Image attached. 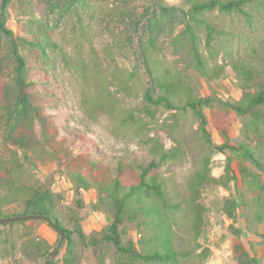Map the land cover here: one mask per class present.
<instances>
[{"label":"trees","instance_id":"trees-1","mask_svg":"<svg viewBox=\"0 0 264 264\" xmlns=\"http://www.w3.org/2000/svg\"><path fill=\"white\" fill-rule=\"evenodd\" d=\"M92 1L6 0L2 6L0 206L21 201L22 211L10 215L51 216L66 231L67 247L50 264H79L74 231L60 221L55 193L29 180L28 162L38 166L41 160H51L78 190H96L93 210L113 213L101 237L89 238L81 224L75 229L84 244L111 243L116 249L112 264H205L212 250L201 241L208 212L201 200L203 188L214 184L228 189L237 180L232 156H227L222 174H213L216 150L240 152L257 167L258 172L248 177L257 190L256 220L264 224V0H183L179 6L153 0L140 17L125 9L134 28L144 22L145 30L130 67L106 63L96 48L88 54L83 49L70 54L56 38L50 15L74 10L83 15L95 7ZM9 8L15 12L17 30L7 26ZM178 11L187 21L172 45L185 37L192 66L209 81L221 78L230 67L241 88L235 100L200 95L177 58L161 47L159 38L169 24L174 25ZM214 12L227 19L218 22ZM106 13L112 42L103 53L129 57L132 31L115 25L119 14L114 7ZM59 58L76 78L85 116L94 120L106 115L114 134L124 139L123 151L114 158H95L92 142L68 124V113L61 106L66 92ZM121 94L135 97L140 104L126 103ZM216 106L243 117L242 139L215 141L207 109ZM189 120L195 137L190 142L184 130ZM162 134L171 140V147ZM190 150L193 168L178 189L166 169ZM238 208L234 196L225 200L233 255L238 264H261L264 252L261 257L252 254L244 243V231L237 225ZM130 224L135 225L138 238L128 235ZM25 237V254L40 259L49 254L38 236Z\"/></svg>","mask_w":264,"mask_h":264},{"label":"rangeland","instance_id":"rangeland-1","mask_svg":"<svg viewBox=\"0 0 264 264\" xmlns=\"http://www.w3.org/2000/svg\"><path fill=\"white\" fill-rule=\"evenodd\" d=\"M170 4L181 5L183 0H167ZM95 7L92 11L81 15L78 10L52 13L49 17L55 29V36L64 50L75 54L78 49H83L88 54L92 48L101 51L106 63L120 67H130L133 59L138 56L139 46L145 37L144 22L135 29L131 19L123 12L127 9L135 11L138 17L143 16L149 6L152 7L153 0H93ZM114 7L119 16L115 25L119 29L132 31L133 43L130 45V56L105 55L103 49L112 42L108 27L110 26L107 8ZM123 13H122V12ZM212 17L223 23L227 19L223 14L214 12ZM187 21L184 13L178 11L174 25L169 24L161 34L159 41L168 56L177 58L178 63L185 69L197 91L202 96H218L222 99L235 100L241 93L233 70L229 67L226 73L219 79L209 81L201 76L192 66L189 55V45L182 38V42L172 45L175 36L182 32ZM146 22V21H145ZM7 26L13 30L18 29V22L13 9L9 8L6 15ZM58 71L62 86L66 92L62 101V108L67 111L68 124L92 142L95 147L94 157H113L121 153L125 147L123 138L114 134L110 121L104 114L97 119H89L83 113L80 105V93L76 78L66 69V62L59 58ZM144 72V71H143ZM146 82H150L147 75L143 76ZM128 104L138 105L140 100L133 96L121 94ZM209 117V128L217 143L227 140H240L244 136V119L235 113H226L222 107L207 109ZM187 138L193 141L194 126L189 120L184 126ZM167 147L172 146L171 140L162 134ZM227 156H232L233 165L236 169L237 180L233 181L229 188L219 185L208 184L203 188L201 200L207 206L206 225L201 241L211 248L212 253L205 264H238L232 250V233L230 231L231 220L224 212V203L228 197L234 196L239 200L238 222L243 231V240L252 254L262 256L264 252V224L258 223L255 217L257 190L251 183L248 175L250 172H258L257 167L246 160L240 152L227 150L225 153L216 150L212 154V172L220 175L224 171ZM194 154L190 150L186 158L178 160L169 165L166 174L173 179L178 189L183 184L193 168ZM38 166L28 162L29 180L31 182L47 186L52 189L57 198V213L60 221L74 231L75 247L79 255V264H112L115 260L116 249L111 243H100L97 246L84 244L75 232L78 224L89 238L101 237L104 230L111 222L113 213L111 211H95L92 203L96 200L95 189H77L65 173H61L57 164L51 160H41ZM24 203L21 201L6 203L0 206L3 216H11L12 213L21 212ZM21 215V214H16ZM128 235L138 238L134 224L128 226ZM38 236L43 241V250L52 251L60 240V234L45 220H30L26 224H15L14 226L0 225V264H45V258L30 257L22 250V243L26 235ZM67 247V240L62 246L59 256ZM59 261L57 264H60ZM261 264H264V258Z\"/></svg>","mask_w":264,"mask_h":264},{"label":"water","instance_id":"water-1","mask_svg":"<svg viewBox=\"0 0 264 264\" xmlns=\"http://www.w3.org/2000/svg\"><path fill=\"white\" fill-rule=\"evenodd\" d=\"M6 0H1L0 2V15L2 13V6L5 3ZM34 219H40V220H45L48 222L59 234H60V240L57 244V246L49 252V254L45 257V264H50L51 260L56 258L62 246L64 245L65 241L67 240V233L66 231L59 226L56 221L48 215L45 214H21V215H11V216H0V224L2 223H10V222H15V221H22V220H34Z\"/></svg>","mask_w":264,"mask_h":264}]
</instances>
